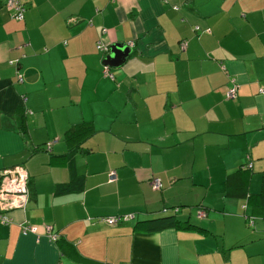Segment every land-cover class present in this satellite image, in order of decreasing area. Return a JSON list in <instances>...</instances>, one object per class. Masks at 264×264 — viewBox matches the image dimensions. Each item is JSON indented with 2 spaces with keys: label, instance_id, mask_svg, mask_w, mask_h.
Returning a JSON list of instances; mask_svg holds the SVG:
<instances>
[{
  "label": "crops",
  "instance_id": "crops-1",
  "mask_svg": "<svg viewBox=\"0 0 264 264\" xmlns=\"http://www.w3.org/2000/svg\"><path fill=\"white\" fill-rule=\"evenodd\" d=\"M20 1L15 20L0 0V172L22 166L28 200L0 222V264H264V0ZM166 216L198 229L147 230Z\"/></svg>",
  "mask_w": 264,
  "mask_h": 264
},
{
  "label": "built area",
  "instance_id": "built-area-1",
  "mask_svg": "<svg viewBox=\"0 0 264 264\" xmlns=\"http://www.w3.org/2000/svg\"><path fill=\"white\" fill-rule=\"evenodd\" d=\"M115 1V0H114ZM7 6L13 7L14 12L11 15V18L15 20H22L24 18L25 4L20 0H7ZM133 45L129 43L127 46ZM101 50H107V47L103 45H98ZM186 46L182 44L184 49ZM224 68V67H223ZM104 74L111 76L107 71V66L103 68ZM18 80L21 81V75L17 76ZM232 84L226 91L227 98H234L237 93V84L234 80H231ZM51 142L46 144L47 150L50 148ZM117 178L115 171L111 170L108 173V180L110 182L115 181ZM27 179L28 175L26 170L20 166L16 165L7 169H4L0 172V222L3 224L11 223L12 219L10 213L14 210L23 209L26 206L28 200V188H27ZM151 186L155 190L161 188V181L159 178H153L151 180ZM206 211L202 208H198L197 215L198 217H204ZM133 214H124L117 216L105 217L104 221L111 226L119 225L121 223L127 222L133 219ZM252 223V221H251ZM20 230L22 234H37V228L25 221L20 223ZM44 235L51 241L56 242L59 239V234L53 232L50 225L44 226Z\"/></svg>",
  "mask_w": 264,
  "mask_h": 264
},
{
  "label": "trees",
  "instance_id": "trees-1",
  "mask_svg": "<svg viewBox=\"0 0 264 264\" xmlns=\"http://www.w3.org/2000/svg\"><path fill=\"white\" fill-rule=\"evenodd\" d=\"M182 44H185L186 46L187 45L186 40L179 41L180 49L184 50L185 48L184 49L182 48ZM231 80L235 81V78H231L229 80L230 84L227 87V90L232 84ZM235 83L237 84L236 81ZM237 88H238V85H237ZM226 91H225V97H226ZM227 99H233V98H227ZM93 133H94V127L91 124V122H83L80 124H75L73 126H70L64 133V139L69 148L68 156L71 157L74 153L85 150L82 144ZM147 223L149 225V229L147 228V230L149 231H159V230L166 229L168 227H177L180 229H198L196 225H193L186 221L182 222L176 219L174 216H166V217H161V218H156V219H150L147 221Z\"/></svg>",
  "mask_w": 264,
  "mask_h": 264
},
{
  "label": "water",
  "instance_id": "water-1",
  "mask_svg": "<svg viewBox=\"0 0 264 264\" xmlns=\"http://www.w3.org/2000/svg\"><path fill=\"white\" fill-rule=\"evenodd\" d=\"M130 48L124 44L117 43L110 47L109 61L113 65H119L129 55Z\"/></svg>",
  "mask_w": 264,
  "mask_h": 264
},
{
  "label": "rangeland",
  "instance_id": "rangeland-1",
  "mask_svg": "<svg viewBox=\"0 0 264 264\" xmlns=\"http://www.w3.org/2000/svg\"><path fill=\"white\" fill-rule=\"evenodd\" d=\"M201 196V194L200 193H196V194H188L187 196H186V198H188L189 200L190 199H197V198H199ZM185 208V210H186V214L188 215V213L190 212V209H192V220H200V219H202V218H199L198 217V215H197V213H196V208L198 207V206H195V205H193V206H182V209H184ZM177 210H178V208H177ZM197 212H198V209H197ZM186 215V216H187ZM182 217H185V216H182ZM132 220V219H131ZM111 226V225H110ZM250 226V225H249Z\"/></svg>",
  "mask_w": 264,
  "mask_h": 264
}]
</instances>
